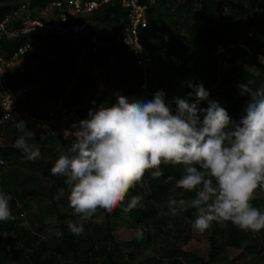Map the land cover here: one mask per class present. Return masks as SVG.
<instances>
[{"label":"clouds","instance_id":"obj_1","mask_svg":"<svg viewBox=\"0 0 264 264\" xmlns=\"http://www.w3.org/2000/svg\"><path fill=\"white\" fill-rule=\"evenodd\" d=\"M252 83L237 85L249 98L238 120L219 101L209 99L202 84L192 82L187 86L193 91L187 95L194 93V102L177 96L170 104L165 93L157 91L152 99L118 95L111 106L90 108L87 118L72 125L73 142L50 168L53 176L64 178L69 207L78 217L68 223L70 233L82 235L98 210L111 215L118 208L124 213L136 208L143 197L130 192L146 173L162 177L163 165L183 169L175 187L195 193L189 203L198 212L192 227L199 233L213 222H230L253 233L264 230V211L252 204L257 190L264 191V84L253 89ZM201 102L207 106L200 107ZM26 123L15 120L23 135L13 146L28 161H36L41 151ZM10 200L0 191V221L15 219ZM178 204L186 210L184 199L167 201L172 216L179 214ZM143 237V229L138 230L136 239Z\"/></svg>","mask_w":264,"mask_h":264},{"label":"trees","instance_id":"obj_2","mask_svg":"<svg viewBox=\"0 0 264 264\" xmlns=\"http://www.w3.org/2000/svg\"><path fill=\"white\" fill-rule=\"evenodd\" d=\"M52 1L54 0H29V8L33 10L34 7H43ZM198 1L201 6L200 10L197 11H193L191 4H177L178 15L174 23L177 24L178 20L181 18L189 19L193 23L190 25L186 24L184 26L185 29L182 31L180 28L176 29L174 32L175 36L168 42H166L161 35V28L171 21L169 11L172 0H155L154 5L149 7L147 13L149 26L140 31V38L154 59L155 68L153 75L156 79L150 81L152 79L150 78L148 80L149 82L147 81L146 83L139 69L135 67L131 55H129L123 47L112 42V36L126 25L125 11L120 4L118 2L104 4L95 10L90 15V18L101 26L103 24L106 25L108 29L112 31L111 37L109 38L103 35L99 37L101 40L111 41V45L109 44V47L105 49L104 57L107 58L110 53L109 49L114 48L117 51V64L119 67L117 71L120 79V95L127 97L138 95L139 99H152L155 92L163 91L165 93L166 102L171 104L173 97L177 96L174 95L170 89L173 83H178L183 87L180 98H187L189 102H194V93L191 97L187 95L189 92L193 91L187 84L188 82L202 84L210 93L209 99L219 101L221 106L226 108L233 120H238L249 98L240 94L237 85L252 81L251 87L255 89L261 84H264V81L258 82L256 77L246 70V66H250L251 64L261 69L264 68V66L256 61V57L259 54H264V0H226V17L228 21L230 20L229 23L223 16L215 20L214 10L216 9L212 7L211 0ZM18 2L17 0H0V3H3V6H0V16L9 11V9L17 8L21 3ZM239 12L244 14L247 13L248 19H246L245 24L249 26L250 32L247 30L242 31L240 24L236 26L237 23H239L237 19ZM233 21H235L234 24ZM248 32L251 33V38L245 39L244 36ZM36 38L40 37H33V40ZM57 38L64 40V42L67 41L60 37ZM22 41V38H18L15 41L5 43V50L10 52ZM250 44L255 45L251 46ZM190 45L196 47L198 51L193 55L192 59L188 61L186 66H175L169 61L170 54L178 53L179 49L188 50ZM219 45L225 48L226 51H231L238 47L236 54H240L241 52L242 56L245 58V68L238 71V77L233 75L234 71L232 70L226 73L220 71L218 56L214 55ZM101 63H103L105 74L110 75V65L107 59L101 60ZM78 67L79 64L76 60V51L71 45L66 46L56 59L49 60L44 67H42V71H49L47 86L42 91L31 94L27 93L26 98L22 102L23 108L31 114H43V110L40 111L34 104V101L39 96L43 95H45L51 103H55L67 92L68 100L70 102L75 101L78 97L79 90L82 88L80 81L76 82L70 89H68L67 86L72 82ZM9 76L10 85L13 88H25L36 80L35 77H32L33 74L31 72L21 74L15 80L11 78V76L13 77L12 73H10ZM240 77L242 79H240ZM238 79L240 81H238ZM142 86L144 87L142 88ZM114 102L115 98L111 103L104 106H111ZM172 107L175 109L174 104H172ZM89 109L90 108L78 109L80 120L87 118ZM5 126L7 131L13 134L10 140L11 145H14V141L23 135V133L19 131L13 123H5ZM26 127L31 130L36 126L26 123ZM73 140L74 137H68L62 141L61 154L66 151ZM2 157L8 162L7 169L5 170L6 172L4 171V178H2V186L4 189L20 197L36 194L37 189H29L26 183L27 170H33V172H37L42 178L47 179L51 183L53 189L59 192L61 189H64L62 196L67 201L68 191L64 184V178L53 176L50 172V168L55 160L45 159L43 157L36 161H28L14 146L11 147L8 154H4ZM0 168H2V166H0ZM162 170L164 175L158 179L153 178L150 172L147 173V195L145 201L149 200L150 204L147 209L135 211L137 214L134 213V215L139 214L135 222L146 221L152 218L162 207L167 206V201L169 199L186 200L194 198V193H187L175 187V181L183 174V169L181 167L163 165ZM32 174L35 176L34 173ZM169 176L173 178L170 181L168 180ZM135 189L130 192L129 196ZM257 191L261 190L258 189ZM122 212V209L118 208L111 215L105 213L107 218L106 234H110L113 230L110 218L112 216H122ZM13 221L14 220L0 221V242L3 233L6 230H10ZM225 224L227 225L224 242L226 246L253 251V247L244 244L243 237L237 227L233 226L230 222H225ZM95 230H100V227H90V225H87L84 227L82 235L75 236L70 233L66 225H61L60 235L57 238L49 239L46 245H39L34 253L28 254L24 264H82L80 261L81 251L91 249L95 245ZM148 236H150V234H148ZM209 239L211 247L207 259L201 260V264H213L219 253L217 239L213 235H211ZM106 244L107 241H104L100 245L102 253L107 255L105 264H129L116 255L115 252L119 251L117 246H115L113 251L108 253L106 251ZM45 251L49 252L45 255L44 259H41L40 256H42ZM0 264H6L5 255L1 247ZM7 264L13 263L9 262ZM145 264L150 263L146 261Z\"/></svg>","mask_w":264,"mask_h":264},{"label":"rangeland","instance_id":"obj_3","mask_svg":"<svg viewBox=\"0 0 264 264\" xmlns=\"http://www.w3.org/2000/svg\"><path fill=\"white\" fill-rule=\"evenodd\" d=\"M17 1L22 3L23 0ZM225 2L226 0H211L212 7L216 9L214 10L215 20L223 16L229 23L230 20L228 21L226 17ZM182 3L191 4L193 11L200 10L201 5L198 0H172L169 11L171 21L161 28V35L166 42L175 36L174 32L176 29L180 28L182 31L185 29L184 26L186 24L190 25L193 23L186 18H181L177 24L174 23L178 15L177 4ZM237 19L239 23L236 26L240 24L242 31L247 30L250 32L249 26L245 24L246 19H248L247 13L239 12ZM234 23L235 21H233ZM99 30V36L111 37L112 31L106 25L100 26ZM249 32L244 36L245 39L251 38V33ZM107 42L111 45L110 40ZM70 45L69 41L64 42V40H60L57 37L36 38L33 40L31 51L23 57L22 65L12 73L13 77L11 76V78L15 80L21 74L31 72L33 74L32 77H35L36 80L25 87L27 93L42 91L47 86V78L49 76V71H42V67L49 60L56 59L60 52ZM250 45L254 46L255 44ZM109 50L110 53L107 58L104 57L105 49H103L96 54L94 60L78 67L72 82L67 86L70 89L76 82L80 81L82 88L79 90L77 99L70 102L66 92L59 98V101L72 107L82 105L84 108L79 109H86L111 103L116 96L120 95L117 51L114 48ZM197 51L196 47L190 45L188 50L179 49L178 53L170 54L176 57V62H172L173 65L186 66ZM236 51H238V47L234 50L226 51L221 45L217 46L214 55L218 56V64L222 73L232 70L234 71L233 75L238 77V71L245 68V58L241 52L236 54ZM259 58H264V54H259L256 57V61L264 66V63H261ZM105 59L110 65V75H106L103 70L101 60ZM246 70L252 73L258 82L264 81V68L261 69L251 64L246 66ZM155 79L153 75L150 81ZM240 79L242 78L240 77ZM238 81L240 80L238 79ZM170 90L174 95L180 97L183 87L178 83H173ZM129 98L139 99V96L133 95ZM34 104L41 111L50 107L52 103L43 95L39 96L34 101ZM206 105V102H201L199 106L206 107ZM77 112L79 113L78 110ZM31 130L36 134L32 142L39 147L41 158L53 160H56L61 154L62 141L68 137H74L75 132V129L72 130L69 127L51 126L34 127ZM12 135L11 132L7 131L5 122L0 119V158H3L2 155L8 154L13 146L10 140L13 137ZM7 164L8 162L0 168V191L11 196L9 206L15 219L10 230H6L3 233L0 247L5 255L6 264L9 262L24 264L28 254L34 253L39 245H46L49 239L57 238L60 235L61 225L67 226L70 221L74 222L78 217L73 215L72 209L60 192L53 189L47 179L42 178L33 170H27L26 183L29 189H37L36 194L20 197L4 189L2 178H4ZM146 175L147 173L143 181L137 185V188L131 194L143 197L140 204L128 213L122 212V216H112L110 223L113 230L110 234H106L107 218L102 210H98L92 220L85 223L84 227L90 225V227H100V230H95L96 232H94L95 245L91 249L81 251L80 261L82 264L106 263L107 255L102 253L100 247L104 241H107L106 251L108 253L117 246L119 251L115 252L116 255L129 264H145L146 261H149L150 264H201V260L207 259L211 247L209 239L211 235L217 239V245L219 246V253L213 264H264V230L253 233L239 229L244 244L253 247V251L226 246L224 244L225 231L227 229L225 222H213L212 227L204 233H199L193 229L192 224L198 212L190 206L189 202L191 199L185 200L186 210L181 209L179 204L177 205L180 210L176 216H172L169 208L165 206L152 218L135 222V219L139 216V214L134 215L135 211L147 209L150 204L149 200L145 201L147 195ZM263 203L264 192L257 191L256 198L252 201V204L264 211ZM161 212L168 214L160 215ZM141 229L144 231V237L138 240L136 239V232ZM48 252L45 251L40 258L44 259Z\"/></svg>","mask_w":264,"mask_h":264},{"label":"built area","instance_id":"obj_4","mask_svg":"<svg viewBox=\"0 0 264 264\" xmlns=\"http://www.w3.org/2000/svg\"><path fill=\"white\" fill-rule=\"evenodd\" d=\"M114 2H118L125 11L126 25L112 36V42L131 55L145 83L152 78L153 57L141 41L140 31L149 26L147 13L155 0H54L33 10L29 8V0H23L17 8L0 16V119L3 122L15 124V120L22 119L36 127H69L74 130L72 125L79 122L77 110L84 108L82 105L72 107L58 100L44 108L43 114H31L22 105L26 89L11 87L9 75L22 65L23 57L31 51L33 37H60L69 41L76 51L79 66L94 60L96 54L110 43L100 39L101 25L90 15L100 6ZM18 38L23 41L7 52L5 43ZM138 44L141 46L139 50ZM169 60L174 63L176 57L170 55ZM5 164L6 161L0 166Z\"/></svg>","mask_w":264,"mask_h":264}]
</instances>
